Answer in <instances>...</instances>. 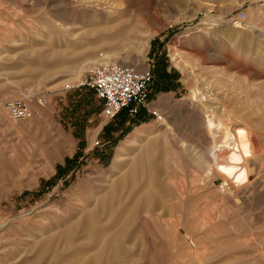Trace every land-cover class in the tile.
<instances>
[{"label":"rangeland","instance_id":"obj_1","mask_svg":"<svg viewBox=\"0 0 264 264\" xmlns=\"http://www.w3.org/2000/svg\"><path fill=\"white\" fill-rule=\"evenodd\" d=\"M107 54L152 69L168 129L126 157L154 149L102 210L100 172L162 122L102 118L78 85ZM39 97L40 115L10 118ZM244 140L248 179L211 172L214 148ZM0 264H264V0H0Z\"/></svg>","mask_w":264,"mask_h":264},{"label":"built area","instance_id":"obj_2","mask_svg":"<svg viewBox=\"0 0 264 264\" xmlns=\"http://www.w3.org/2000/svg\"><path fill=\"white\" fill-rule=\"evenodd\" d=\"M245 18V13L238 15L239 21ZM153 81V71L149 66L138 71L131 65L101 61L78 87L88 88L95 93L101 102V116L106 121L116 119L123 112H126L128 119L134 120L143 110L161 121V111L150 106ZM46 104V97H39L35 106L31 99L22 98L8 102L6 109L11 119L27 120L40 115Z\"/></svg>","mask_w":264,"mask_h":264},{"label":"bare ground","instance_id":"obj_3","mask_svg":"<svg viewBox=\"0 0 264 264\" xmlns=\"http://www.w3.org/2000/svg\"><path fill=\"white\" fill-rule=\"evenodd\" d=\"M102 17H103L102 20H106V21L112 19V17H107V16H104V15ZM101 40H102V38H101ZM112 57H113V54H107L106 56H102L101 60L102 61H112V59H113ZM116 62L136 67V69L138 71H142L143 70V69H139L138 66L134 65L130 61H125V60H122V59L120 60L119 59ZM164 117L165 116L163 115V118ZM163 118L161 120L162 122H159V125L156 126V127L143 126V127L137 128V130L134 132L132 137H130L123 145H120V147L118 149L117 156L115 158V161H114L113 165L111 166V169L109 171H107V172H100V175L105 180L114 178V182L112 181L113 183H112V185H110L111 189L109 190V192L107 194H105L99 200V205H101L100 207L102 208V210H104V209L106 210V209H110L111 208V207H108V206L114 201V196H115L117 190H119L121 193H124L128 189L135 188L136 185H137L136 181L138 179L145 178L144 170L146 169L145 168V167H147L146 164L150 161V158L152 156H154V149H152V150L150 149L151 150V154L148 151H145L143 153L138 154L134 159H132L131 163H128V165L125 162L126 161V157L129 156V155H132L133 153H135L137 148L139 147L140 143L142 141H144V139H146V138H148V139L153 138L154 139L156 137H159L163 132L167 131V129H168V124L167 123L168 122H166ZM230 132L228 130H226L223 140H227L229 138ZM203 143H204V145L206 147L208 146V142L206 140ZM235 143L236 142H234V144ZM225 144H227V143H225ZM230 146H231V144H230ZM230 146H226V147H230ZM231 149H233V150L231 151L230 149H227V148H225V149L224 148L223 149L214 148L213 153L211 152L212 155H210L211 156V159L209 160L210 166L209 165L208 166L210 167L211 172L213 171V169H215L217 172L222 173V175H224V177L225 176L232 177L233 181H234V178H235L236 179L235 180L236 181L235 184H237L238 182H241L243 180L248 179L249 170H247V168H246L245 158L249 155L248 152H246V149H249L250 152H251V150H250V145H249V143L246 140H244V143H239V141H238V143H236L233 146V148H231ZM243 149H244V151H243ZM224 150H226V151L228 150V152L225 153ZM208 152H209L208 149H207L206 153L203 152V155H204L205 158H207V155L209 154ZM212 162H214V164L216 165L215 167L212 166L213 165ZM229 162H231L232 165L229 164ZM250 173H251V169H250ZM103 182L104 181H102V183ZM226 182H228V181H226ZM250 183H248V184H250ZM229 184H230V182H229ZM244 185H243V190H247L246 189L247 185H245L246 187H244ZM235 189H236V187H235ZM237 189H238V187H237ZM238 190H240V189H238ZM100 192H101V190H100ZM88 217H89V220L92 219L93 218V212H90ZM119 234H122V232H120Z\"/></svg>","mask_w":264,"mask_h":264}]
</instances>
